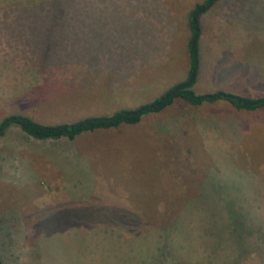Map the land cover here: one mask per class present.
Instances as JSON below:
<instances>
[{
    "label": "rangeland",
    "instance_id": "rangeland-1",
    "mask_svg": "<svg viewBox=\"0 0 264 264\" xmlns=\"http://www.w3.org/2000/svg\"><path fill=\"white\" fill-rule=\"evenodd\" d=\"M201 1L76 0L79 34H0V120L150 101L185 77ZM202 28L197 92L264 95V0H220ZM263 248V111L177 102L73 141L0 138L2 264H264Z\"/></svg>",
    "mask_w": 264,
    "mask_h": 264
},
{
    "label": "trees",
    "instance_id": "trees-1",
    "mask_svg": "<svg viewBox=\"0 0 264 264\" xmlns=\"http://www.w3.org/2000/svg\"><path fill=\"white\" fill-rule=\"evenodd\" d=\"M219 1L202 0L194 4L188 12L187 73L181 81L168 86L155 98L132 108L58 124H44L27 115L10 114L0 120V138L12 127H18L27 137L37 141H73L84 134L137 125L145 117L159 114L177 102L193 108L224 104L237 112H264V95L253 97L223 89L207 92L196 90L202 61V20ZM75 2L76 0H1L0 3H5L8 7L0 8V34H79L81 25L74 19H69L74 12L70 10L71 4ZM18 12H21V16ZM6 61L11 59L7 58Z\"/></svg>",
    "mask_w": 264,
    "mask_h": 264
}]
</instances>
